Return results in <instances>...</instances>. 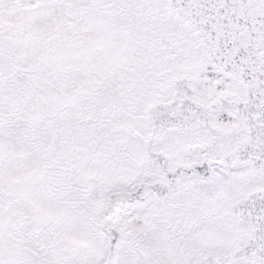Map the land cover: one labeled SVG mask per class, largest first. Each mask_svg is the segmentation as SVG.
Returning <instances> with one entry per match:
<instances>
[{
  "label": "snow or ice",
  "instance_id": "obj_1",
  "mask_svg": "<svg viewBox=\"0 0 264 264\" xmlns=\"http://www.w3.org/2000/svg\"><path fill=\"white\" fill-rule=\"evenodd\" d=\"M0 264H264V0H0Z\"/></svg>",
  "mask_w": 264,
  "mask_h": 264
}]
</instances>
